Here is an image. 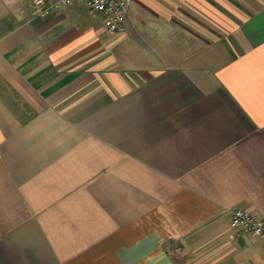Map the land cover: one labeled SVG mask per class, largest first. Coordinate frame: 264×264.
Here are the masks:
<instances>
[{
	"label": "crops",
	"instance_id": "1",
	"mask_svg": "<svg viewBox=\"0 0 264 264\" xmlns=\"http://www.w3.org/2000/svg\"><path fill=\"white\" fill-rule=\"evenodd\" d=\"M54 2L56 0H47ZM0 0V264H264V0Z\"/></svg>",
	"mask_w": 264,
	"mask_h": 264
},
{
	"label": "built area",
	"instance_id": "2",
	"mask_svg": "<svg viewBox=\"0 0 264 264\" xmlns=\"http://www.w3.org/2000/svg\"><path fill=\"white\" fill-rule=\"evenodd\" d=\"M133 0H84L87 7L94 13L102 15L106 27L110 32L117 33L126 29L127 17ZM71 0H33L32 15L34 17H48L58 10L62 4H69ZM231 238L240 234L250 233L264 239V217H259L243 208L232 211Z\"/></svg>",
	"mask_w": 264,
	"mask_h": 264
}]
</instances>
